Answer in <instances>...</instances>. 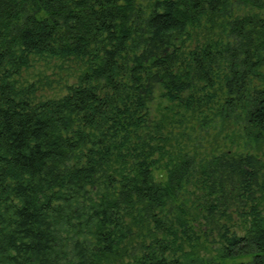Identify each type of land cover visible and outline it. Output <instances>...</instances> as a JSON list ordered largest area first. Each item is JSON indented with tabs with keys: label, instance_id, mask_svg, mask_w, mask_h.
Instances as JSON below:
<instances>
[{
	"label": "trees",
	"instance_id": "16d2710c",
	"mask_svg": "<svg viewBox=\"0 0 264 264\" xmlns=\"http://www.w3.org/2000/svg\"><path fill=\"white\" fill-rule=\"evenodd\" d=\"M0 264H264V0H0Z\"/></svg>",
	"mask_w": 264,
	"mask_h": 264
},
{
	"label": "rangeland",
	"instance_id": "374dc122",
	"mask_svg": "<svg viewBox=\"0 0 264 264\" xmlns=\"http://www.w3.org/2000/svg\"><path fill=\"white\" fill-rule=\"evenodd\" d=\"M46 73L49 74V75H51V74H50V73H51L50 71H47ZM50 77H51L50 79H53V78H54L52 75H51ZM207 140H211V137L208 136V138H207L205 141H203V140L200 139L201 145H203L202 148H204V149H205L206 147L209 148V145L205 144V142H206ZM207 143H208V142H207ZM205 146H206V147H205Z\"/></svg>",
	"mask_w": 264,
	"mask_h": 264
}]
</instances>
